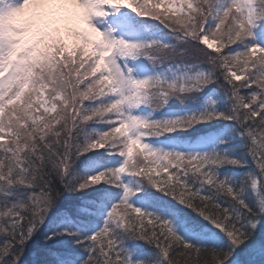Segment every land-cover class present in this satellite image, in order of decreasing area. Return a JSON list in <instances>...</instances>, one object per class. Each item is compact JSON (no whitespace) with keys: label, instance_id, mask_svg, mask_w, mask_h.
<instances>
[{"label":"snow or ice","instance_id":"1","mask_svg":"<svg viewBox=\"0 0 264 264\" xmlns=\"http://www.w3.org/2000/svg\"><path fill=\"white\" fill-rule=\"evenodd\" d=\"M0 264H264V0H0Z\"/></svg>","mask_w":264,"mask_h":264}]
</instances>
